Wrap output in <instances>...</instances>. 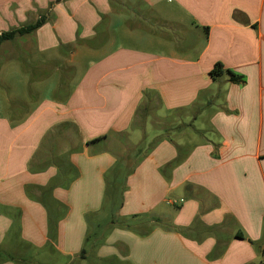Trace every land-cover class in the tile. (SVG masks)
<instances>
[{
  "label": "crops",
  "instance_id": "1",
  "mask_svg": "<svg viewBox=\"0 0 264 264\" xmlns=\"http://www.w3.org/2000/svg\"><path fill=\"white\" fill-rule=\"evenodd\" d=\"M7 1L12 28L57 4L51 23L0 46L1 250L19 254L25 242L75 261L84 248L88 264H264V0ZM217 62L245 84L213 77ZM154 100L161 140L107 211L105 175ZM134 216L166 217L172 229L121 223ZM101 223L108 241L90 249Z\"/></svg>",
  "mask_w": 264,
  "mask_h": 264
},
{
  "label": "rangeland",
  "instance_id": "2",
  "mask_svg": "<svg viewBox=\"0 0 264 264\" xmlns=\"http://www.w3.org/2000/svg\"><path fill=\"white\" fill-rule=\"evenodd\" d=\"M10 3H11V5H13L14 2H11V1L8 2L7 0H0V20H1V24H2V25L0 24L1 25L0 29H2L3 31H9V30L13 29L12 24L6 19V18H10L8 16L9 13L11 12ZM56 4H57L56 2H53V4H51V2H50V3H48V6L46 9H49V8L54 9V6ZM134 5H137V4H134ZM134 9H137V7H134ZM49 13L51 15L53 13V10H50ZM134 20L139 21V20H137L136 17H134ZM46 23H51V22L46 21ZM23 25H25V24H22L20 26H23ZM28 66L32 67L33 65L28 64ZM26 68H25L24 72H26ZM33 68L36 69L35 66ZM0 69H1V65H0ZM2 73L4 74V72L2 71L0 73V75H2ZM157 114H158L157 100L143 104V106L141 107L139 114L135 120V124H134L135 128L131 131V133L127 134V142L130 143V145H132V146H129L127 148V151H126L127 153L124 156H126L128 158L129 165H132V163L133 164L136 163L135 168L139 164L141 157L145 153L146 149L148 147H150V145H152V143L154 144V142L158 138H161L158 136L153 137V135H155L157 131H160L159 130L160 128H155V127L165 126V124L162 121H159L157 119V117H156ZM149 123H150V125H149ZM151 126H153V128ZM177 129L179 131L184 129V125H179L177 127ZM163 131L165 132L164 129H163ZM168 133L172 134L173 132L171 133L170 131H168ZM140 136L142 137V140H140V138H137ZM150 140H153V141L150 142V144H148ZM136 142H138V143L135 144ZM123 163H125V162H123ZM104 206H105V203H104ZM116 212L117 211H115V213ZM106 214H110V213L108 212ZM102 221L106 222L107 217H103ZM147 227L148 226H146L145 228H147ZM154 227H155V225L150 227L149 231L151 229H153ZM139 235H141V234H139ZM109 236H110V228L108 229L107 227L104 226V224L101 223V227L97 228V231L94 232L93 238L91 240L92 245H90V249H93V246H94L97 238H99L98 241L100 243L99 244L100 246L105 245L108 241L107 238ZM5 242H9L7 244V245H9V244H11V239L9 238V240H5ZM259 251L261 252V249H259ZM8 253H10V252H8ZM21 254H22L21 256L16 257V258L20 259L19 261H21V259L22 260L28 259L30 264H34L36 261H40L43 264H65V263L66 264H88L81 257H79V259H76L75 261H70L67 256H63L61 254H55L53 252H50V250H48L47 253L44 255L43 254L38 255V253L35 251L33 253H31V252L30 253H27V252L24 253L23 252ZM12 255L18 256V254H16V253L12 254ZM24 257H26V258H24ZM17 259L8 258V254L6 252H4L3 255L0 257V264H3L5 262H9V261H13V262L17 263ZM40 262L39 263L36 262V264H41ZM17 264H19V263H17Z\"/></svg>",
  "mask_w": 264,
  "mask_h": 264
},
{
  "label": "trees",
  "instance_id": "3",
  "mask_svg": "<svg viewBox=\"0 0 264 264\" xmlns=\"http://www.w3.org/2000/svg\"><path fill=\"white\" fill-rule=\"evenodd\" d=\"M51 4H53V3H51ZM50 9L51 8L47 9L45 12H42L41 15L39 16V18L34 22L27 23V24L20 26V27H17V28H13L9 31H2L0 33V46L2 45L3 42L8 41V40H12L17 36L31 34L34 31H36L39 27L44 25L46 23V21L48 20V18L50 17V13H49ZM224 71L228 72V74L230 75L229 81H231L232 83L239 84V85L245 84L246 79L243 75L237 74L231 70H225L221 62H217L215 64V66L211 70L210 74L213 77H216V76L221 75ZM99 139H101V138H99ZM99 139H97V140H99ZM160 140H161V138H158L154 142V144ZM182 159H183V156L179 155L175 160L170 162L166 166V168H171V167L177 165ZM123 162H125V163H123ZM135 165H136V163L135 164L132 163V165H129L128 158L126 157L124 159H120L117 162V164L115 165V167L106 173L105 179H106V183H107V188H106V192H105V209L107 211L113 212L122 206L124 191L127 189V185H126L125 181H126L127 177L135 169ZM130 221H122L121 223L124 224L125 227H127V228H133L134 222L146 221L149 224H151L150 227H152L156 224H161V225H165V227L167 229H172L171 221L166 217L149 216V217H140L139 218L138 216H134V217H132V220H130ZM87 222L89 223V225L91 227H93V228L97 227V224H95L93 222V216L91 214L87 215ZM198 226L199 225H197V227ZM202 228H203V226H202ZM205 229L206 230L208 229V231H207L208 233L215 231V228H213V227L205 228ZM236 235L239 238L243 237L241 233H237ZM89 241H90V236H87L86 243H88ZM21 245H22V248H21L22 252H19L18 256L12 255V254L6 252L8 254V258L17 259L16 257L21 256L22 255L21 253H23V252L24 253L25 252L33 253L35 250V248H33L31 245H29L25 242H22ZM219 248H222V246ZM85 252H86V249L83 248L81 255H80L81 258L84 257ZM3 253L4 252L0 248V257L3 255ZM24 258H26V257H24ZM19 260L20 259H17V263H19V264H30L28 259H24L25 261L22 259H21V261H19ZM34 264H36V262ZM114 264H116V263H114Z\"/></svg>",
  "mask_w": 264,
  "mask_h": 264
}]
</instances>
